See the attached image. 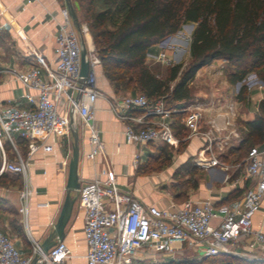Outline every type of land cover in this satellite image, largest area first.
Returning <instances> with one entry per match:
<instances>
[{
	"label": "crops",
	"instance_id": "0c3cea01",
	"mask_svg": "<svg viewBox=\"0 0 264 264\" xmlns=\"http://www.w3.org/2000/svg\"><path fill=\"white\" fill-rule=\"evenodd\" d=\"M1 2L16 26L24 31L27 42L10 25L0 32V103L12 102L27 106L28 102L22 98V94L29 89L16 80L8 69L32 66L35 53H42L49 60L54 57L58 26L51 15L59 18L60 10L67 1L33 0L29 4L27 0ZM23 5H26L24 11ZM180 36L170 37L180 42L185 35ZM186 37L189 38V34ZM166 40L152 46L148 55H156L162 47L169 48L171 42ZM177 42H173L174 49L185 52ZM147 61L150 65L158 64L150 57H147ZM227 64L225 59H215L201 67L190 84L193 95L191 100L174 102L170 107L175 111L165 119L148 117L153 121L166 120L179 138L177 144L161 141L128 143L125 128L131 122H136L114 112L113 107L121 96L114 93L113 86L100 68L98 86L104 95L99 97L95 107L103 149L96 159H88V133L81 126L77 127L80 153L78 174L81 184L88 180L103 179L102 172L108 168L115 173L122 191L132 193L146 205L169 208L187 200L215 205H241L250 180L246 178L243 169L247 153L243 155L240 144L247 132L245 124L253 121L260 113L259 104L264 98V86L259 85L260 79L256 74L249 73L246 76L247 82L244 79L236 83L239 89L243 85L248 89L246 98L240 99V90L236 92L229 79ZM166 68L161 71L164 75ZM188 107H199L203 113L199 133L194 135H190L185 125ZM120 113L132 117L142 115L140 110ZM48 140L54 146L53 151L39 150L32 155H28L24 143L21 151L28 162L26 175L12 172L0 175V229L12 238L24 256L31 254L32 238L39 243L45 241L53 229L51 222H56L66 197L69 161L75 144L74 133L69 139L51 136ZM5 150L8 158L14 160L15 156ZM26 189L29 191L27 210L22 213L20 208L24 201L21 193ZM73 194L77 199L63 239L73 252L67 264H87L84 210L79 203L78 191ZM254 228L264 230L263 211L255 216ZM246 242L235 244L233 254L227 257L250 262L251 255L258 256L259 253L251 251ZM198 258L197 250L183 245L182 250L160 253L156 259L147 256L144 262H152L153 259L160 262H193Z\"/></svg>",
	"mask_w": 264,
	"mask_h": 264
},
{
	"label": "built area",
	"instance_id": "2783aa9c",
	"mask_svg": "<svg viewBox=\"0 0 264 264\" xmlns=\"http://www.w3.org/2000/svg\"><path fill=\"white\" fill-rule=\"evenodd\" d=\"M32 1L27 0V4ZM22 10H26V5ZM51 19L58 26L54 57L49 60L42 53H35L32 66L8 69L29 89L22 94L28 105L0 103V175L5 172L27 174L28 162L16 145L17 138L26 143L28 155L39 150L50 152L54 146L48 142L49 137L69 139L74 128L81 126L88 133L87 158L96 159L103 149L95 107L99 97L104 95L98 86L101 59L89 36V28L83 24L81 30H77L67 3L60 10V17L51 15ZM7 25L27 42L24 31L16 26L0 0V32ZM82 39L89 61L86 76L81 74ZM149 57L168 66L175 64L165 47ZM259 85L264 86V83L260 80ZM113 110L136 122L125 128L128 143L179 142L166 120L148 119L151 116L165 119L175 111L166 105L163 97L150 99L143 93L125 94ZM132 110H140L142 115L132 117L120 113ZM186 111L185 125L190 135L199 133L203 118L201 108L188 107ZM4 142L13 146L14 160L8 158ZM244 170L250 184L241 205L187 200L169 208L142 203L132 193L119 188L111 169L103 170V179L85 181L78 190L79 203L84 210L87 264H242L227 256L233 254L235 244L243 241L260 255H251V262H264V230L254 228L255 216L261 211L264 213V141L248 150ZM28 197L29 191H22V213L27 210ZM183 245L199 252L197 262L155 260L160 253L182 250ZM72 255L65 241H58L45 253L41 243L32 238L31 254L24 256L12 238L0 229V264H32L34 260L35 264H67ZM147 256L155 259L144 262Z\"/></svg>",
	"mask_w": 264,
	"mask_h": 264
},
{
	"label": "trees",
	"instance_id": "16d2710c",
	"mask_svg": "<svg viewBox=\"0 0 264 264\" xmlns=\"http://www.w3.org/2000/svg\"><path fill=\"white\" fill-rule=\"evenodd\" d=\"M77 1L92 33L103 76L116 95L139 91L150 99L163 97L168 107L191 100L190 84L197 71L215 59L227 61L233 84L244 81L249 73L264 82V0ZM188 23H195L189 60L168 66L165 75L155 70L147 61L150 48ZM247 93L243 85L238 97L245 99ZM259 109V115L245 124L247 132L240 146L247 153L264 141V98Z\"/></svg>",
	"mask_w": 264,
	"mask_h": 264
},
{
	"label": "water",
	"instance_id": "95a60500",
	"mask_svg": "<svg viewBox=\"0 0 264 264\" xmlns=\"http://www.w3.org/2000/svg\"><path fill=\"white\" fill-rule=\"evenodd\" d=\"M66 1L70 7V13L73 18L75 27L77 28V30L80 31L81 27L79 25V21L77 17V10L80 9L79 2L74 1V3H72L71 0H66ZM194 27H195V23H191V28L194 29ZM192 31H190V35H189L190 37L187 40L189 47H190V42H191ZM81 41L83 44L82 55H81L82 57L81 74L83 76H86L89 71V61L86 58V49L84 47L83 39ZM73 133L75 137V144L73 146L72 155L69 161L68 178H67V183H66V197L62 205L61 211L59 213V216L53 225L52 231L49 233L45 241L41 243L42 249L45 253H47L48 250L53 245H55L58 241H63L65 237V227L71 218L74 205L77 199L76 195H74L73 193L78 191L81 187V181H80L79 174H78V163H79L80 153H79V145H78L79 135L77 132V128H74ZM35 263H36V260H34L32 264H35Z\"/></svg>",
	"mask_w": 264,
	"mask_h": 264
},
{
	"label": "rangeland",
	"instance_id": "374dc122",
	"mask_svg": "<svg viewBox=\"0 0 264 264\" xmlns=\"http://www.w3.org/2000/svg\"><path fill=\"white\" fill-rule=\"evenodd\" d=\"M72 3H74V1H77V0H71ZM100 2L98 1V6H100ZM77 17H78V21H79V25L80 27L83 25V24H87V22L84 21L82 15H81V12L80 10H77ZM88 26V24H87ZM89 28V27H88ZM193 29L191 28V23H188L186 24L185 26H183L182 30H180L178 33L174 34V35H185L184 38L182 39V41L180 42H177L176 38L174 37H168L166 38L167 42L170 43V46L169 48L167 47V52L169 53V55L172 56V54L174 55L173 56V59L175 61H177L178 63L179 62H186L189 60L190 56L189 55V46H188V43H187V40L188 38L186 37V35H190V31H192ZM89 36L93 39V36H92V33L90 32V29H89ZM180 36V37H181ZM175 40V41H174ZM165 41V40H164ZM173 42H177L178 44H180V47H182V49L184 48L185 49V52H186V55H185V52H183V50L181 49H174V43ZM177 50H180V51H177ZM189 57V58H188ZM152 67L155 69V70H158V71H162V69L168 67V65H165V64H162V63H158V64H153ZM162 67V68H161ZM253 74H256V73H253ZM256 77L259 78L256 74ZM260 79V78H259ZM247 80V77L245 78V81ZM261 80V79H260ZM243 82V81H242ZM247 82V81H246ZM234 90L237 92H239V88H238V85L235 83L234 84ZM102 91V90H101ZM103 92V91H102ZM136 93H140L139 91H134ZM104 93V92H103ZM115 93V92H114ZM129 93H132V92H127L126 94H129ZM118 96V95H117ZM120 96H123V94H121ZM239 96V94H238ZM16 145L17 147L19 148L20 152L22 153L21 149L24 147V141L22 139H16ZM5 148L7 149V151L11 154H15L14 150H13V147L12 145L9 143V142H6L5 143ZM244 153H247L246 151L243 150V155H245ZM23 155V154H22ZM245 159V158H244ZM243 169H244V162H243Z\"/></svg>",
	"mask_w": 264,
	"mask_h": 264
}]
</instances>
